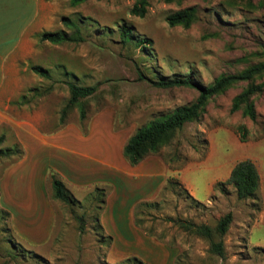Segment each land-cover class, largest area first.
<instances>
[{
  "label": "rangeland",
  "instance_id": "rangeland-1",
  "mask_svg": "<svg viewBox=\"0 0 264 264\" xmlns=\"http://www.w3.org/2000/svg\"><path fill=\"white\" fill-rule=\"evenodd\" d=\"M136 2L0 0V53L15 42L1 62L0 264H134L127 259L135 257L143 264H264V88L253 96L255 120L232 109L249 84L238 81L138 165L123 154L138 128L200 94L199 88H163L157 81L191 76L205 87L264 60V0H148L143 17L131 14ZM189 7L197 10L190 27L168 23L169 15ZM64 17L81 25L85 40L41 41L44 32L72 33ZM122 24L132 29L128 43L120 36ZM142 39L146 44L138 45ZM37 65L51 77L34 73ZM69 82L96 84L98 90L81 102L86 119L76 106L64 124ZM63 130L98 142L89 162L43 145L53 138L76 140L70 132L56 137ZM11 149L19 155L7 154ZM244 159L257 165L261 183L256 197L239 199L227 180ZM99 168L103 175L93 182ZM70 172L91 182H68ZM53 174L78 200L75 205L54 197ZM122 203L126 226L120 229L132 239L118 237L114 211ZM227 213L233 220L222 257L210 251L209 238L170 220L216 227ZM77 215H84V232Z\"/></svg>",
  "mask_w": 264,
  "mask_h": 264
},
{
  "label": "trees",
  "instance_id": "trees-1",
  "mask_svg": "<svg viewBox=\"0 0 264 264\" xmlns=\"http://www.w3.org/2000/svg\"><path fill=\"white\" fill-rule=\"evenodd\" d=\"M73 5H78L89 0H69ZM148 0H137L131 9V14L138 16H145L147 13ZM197 18V10L194 7L185 8L172 13L167 18L171 26L182 25L190 27ZM65 27L72 31L68 34L63 31L58 32H44L40 35L41 41H47L53 44H62L67 42L84 41L85 37L82 34L81 25L70 17H64L62 20ZM132 29L122 24L120 26V36L123 42L128 43L131 40ZM145 39L138 40L137 44H146ZM264 53V52H263ZM264 55V54H263ZM32 71L37 75L45 78H50V70L42 66H33ZM258 77H264V60L252 64L237 74L222 75L218 77L213 83L208 86H199L191 76L188 77H172L168 80L157 81L156 84L163 88H172L177 86H188L192 88H199L200 94L195 102L189 105H183L176 108L173 112L159 118L150 120L145 125L138 128L127 140L123 154L131 166H136L142 160L152 154L158 152L162 147L170 144L175 133L181 130L184 125L198 118L199 113L204 109L207 102L215 95L224 92L228 88L235 85L238 81H249V84L235 97L233 110L241 109L245 116H249L252 120L257 118V112L253 101V96L259 93L264 88V81L256 84L254 80ZM70 96L67 104L61 112V123L66 122L69 112L76 106H81V119L85 120L87 113L86 109L81 103L83 99L92 97L98 90V85H78L73 82L68 83ZM52 87H48L50 91ZM44 94L43 91H35L33 98ZM31 101V100H27ZM240 131H244L245 127H240ZM244 138V137H243ZM4 136H0V144L3 142ZM7 154L19 155V151L15 149L7 150ZM236 189L237 197L239 199L254 198L260 189L261 177L257 165L250 159H244L237 162L227 180ZM52 187L54 197L69 205H75L78 200L72 192L66 187L62 179L55 174L52 175ZM101 203H104L103 200ZM8 215H4L7 219ZM79 220L80 232L85 231L84 215H77ZM175 223L181 225L187 230L196 232L197 234L207 237L211 240L210 251L218 256L225 255V242L223 236L228 232L232 223V213L224 215L216 227H211L208 224H195L192 221L184 219H173ZM134 261V264H143L142 260L138 258H128L127 262Z\"/></svg>",
  "mask_w": 264,
  "mask_h": 264
},
{
  "label": "crops",
  "instance_id": "crops-1",
  "mask_svg": "<svg viewBox=\"0 0 264 264\" xmlns=\"http://www.w3.org/2000/svg\"><path fill=\"white\" fill-rule=\"evenodd\" d=\"M23 30L25 32V27L23 28ZM20 36H22V35H20ZM14 44H15V42H14ZM14 44L8 50H6L5 53H0V78H1V62L4 59V57L6 56L7 52H9L10 49L14 46ZM69 132L71 133L72 136H75L76 140L72 141V139H71V142H56V141H54L55 138H53L52 142H44L45 144H43V145H46V146H48V145L50 146L51 145V146L55 147L56 149L60 150L61 152H67L68 154L78 156L82 160H85V161L88 160L87 162H89L90 149L92 147L96 146L95 143L97 144L98 142H89V139H90L89 136H86L83 132H80L79 130H63L61 133H58V135L56 137H62L64 135H68ZM57 167L58 168L63 167L65 169H67V171L69 172V169L66 168L63 164H58ZM137 169H138L137 171H141L140 168H137ZM99 170H100V172H98L96 174L97 176L91 175L92 178H90V179L93 182H98V180L100 179L99 178L100 175H103V172L101 171L100 168H99ZM144 173H146V172H144ZM151 173H154V172H151ZM156 174H157V172H155L153 175H156ZM157 175H160V174L158 173ZM75 178L76 177L72 176V174L70 172V178L68 179L69 180L68 182L76 181L77 183L82 185L81 187H84V185H86L85 182H87V183L91 182L90 179L85 180L84 178L83 179L79 178L77 180ZM121 186H122L121 182L120 181L117 182V188H119ZM129 186H130V183L127 185V188ZM125 190H126V188H125ZM118 191H120V190L118 189ZM138 195H139V193H136V196H138ZM121 199H122V202L123 201L125 202V204H127V203L130 204L131 201H132V200H130L131 198L128 199V200H126L124 198H121ZM41 202L46 203L47 200H45V202H44V199H42ZM125 204L122 203L119 206L120 208H116L115 211H114V219H115L119 229H120V227H125L126 226L125 223L123 222L124 219L126 218V215H124V210H127V209H124L125 207H123V205H125ZM120 230H121V232H120V234H118L119 240H121L120 239L121 238L120 235H126L125 236L126 238L130 236V239H132L131 235L128 232H122V229H120Z\"/></svg>",
  "mask_w": 264,
  "mask_h": 264
}]
</instances>
